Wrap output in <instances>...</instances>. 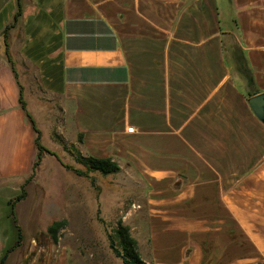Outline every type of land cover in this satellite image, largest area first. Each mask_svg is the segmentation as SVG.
<instances>
[{
  "label": "crops",
  "instance_id": "1",
  "mask_svg": "<svg viewBox=\"0 0 264 264\" xmlns=\"http://www.w3.org/2000/svg\"><path fill=\"white\" fill-rule=\"evenodd\" d=\"M19 2L5 31L18 0H0V239L15 221L39 231L42 206L20 209L36 174L16 217L5 209L37 154L19 102L20 87L34 88L58 102L63 166L87 178L76 155L110 157L117 174L138 175L145 264H264V123L247 101L264 93V0H227L234 27L218 0ZM20 249L4 264H24Z\"/></svg>",
  "mask_w": 264,
  "mask_h": 264
},
{
  "label": "rangeland",
  "instance_id": "2",
  "mask_svg": "<svg viewBox=\"0 0 264 264\" xmlns=\"http://www.w3.org/2000/svg\"><path fill=\"white\" fill-rule=\"evenodd\" d=\"M218 6L222 25L234 27L232 6L227 0H218ZM247 67L250 69L249 65ZM20 79L26 85L24 77ZM28 89L32 91L34 88H25L23 97L27 100L28 112L41 132L40 142L54 149L57 156L42 153L35 173V195L31 193L23 202L25 204L20 206L21 210L26 206L29 216L33 214L34 206H42L37 223L39 231L31 236L26 227L22 230L15 221L13 233L0 239L5 245L4 252L19 242L11 252L21 248L16 262L22 261L24 264H124L109 248V235H114L118 220L122 221V217L131 211L123 224L131 228L130 235L137 241V250L143 256L148 229L145 209L137 207L140 194L145 189L137 181L138 175L133 174L130 178L122 173L105 175L94 171L83 178L64 168L61 162L65 163L69 157L64 153L68 152L63 140L65 136L58 129L61 126L57 125L58 102L56 99L40 101ZM32 189L30 192L34 191ZM15 196L16 193L10 198ZM5 206L6 211L15 213L16 217L15 208L13 210L7 203ZM63 220L66 223L59 229L58 241L54 243L48 228L54 222Z\"/></svg>",
  "mask_w": 264,
  "mask_h": 264
},
{
  "label": "trees",
  "instance_id": "3",
  "mask_svg": "<svg viewBox=\"0 0 264 264\" xmlns=\"http://www.w3.org/2000/svg\"><path fill=\"white\" fill-rule=\"evenodd\" d=\"M22 13L21 5L18 0V8L13 16L12 21L6 25L5 31L9 29L12 25L16 23L18 20L19 16ZM6 48H7V41H6ZM7 50V49H6ZM8 54V53H7ZM9 57V55H8ZM237 64H238V71L246 78L247 82L249 83L251 81V72L250 69L247 67L245 61L240 58V56H237ZM10 59V57H9ZM11 60V59H10ZM19 102L22 107V109L25 111L26 116L30 123L33 126V129L36 133L35 136V144L37 148V154L36 158L33 162L32 165V171L31 174L28 176V178L25 180L23 185L21 186V192L19 195L11 199L8 204L9 206L13 209L15 204L22 201L25 198V185L28 182H31L36 173L37 166L40 163L41 155L43 152H47L49 154L55 155V153L45 146H43L40 142V136L41 132L38 129V127L35 124L34 119L32 118L31 114L28 112L26 109V103L23 99L22 96V88L20 87V96H19ZM76 158L79 162L83 163L88 171H99L102 174H112V173H117L119 170L118 164L113 161L110 157H104V158H98L94 156H81V155H76ZM66 169L73 171L77 175H82L78 170H75L72 168V166L65 164L64 165ZM93 183V182H92ZM14 214V213H12ZM66 221H56L54 222L49 228H48V233L54 243H57L58 237L57 233L59 229L64 226ZM20 240V236H19ZM19 245V242L16 243L11 249L7 250L0 258V264H4L8 254ZM109 248L112 250L113 254L115 257L120 258L124 264H145L136 248V241L131 237L129 228L125 226L121 220H118L117 222V227L114 230V235H109Z\"/></svg>",
  "mask_w": 264,
  "mask_h": 264
},
{
  "label": "water",
  "instance_id": "4",
  "mask_svg": "<svg viewBox=\"0 0 264 264\" xmlns=\"http://www.w3.org/2000/svg\"><path fill=\"white\" fill-rule=\"evenodd\" d=\"M248 104L256 117L264 123V93H258L248 98Z\"/></svg>",
  "mask_w": 264,
  "mask_h": 264
},
{
  "label": "built area",
  "instance_id": "5",
  "mask_svg": "<svg viewBox=\"0 0 264 264\" xmlns=\"http://www.w3.org/2000/svg\"><path fill=\"white\" fill-rule=\"evenodd\" d=\"M132 129H133L132 127H128L127 128L128 131H132Z\"/></svg>",
  "mask_w": 264,
  "mask_h": 264
}]
</instances>
